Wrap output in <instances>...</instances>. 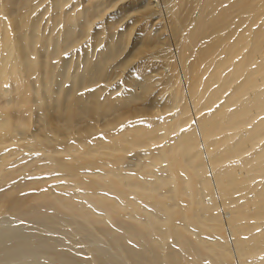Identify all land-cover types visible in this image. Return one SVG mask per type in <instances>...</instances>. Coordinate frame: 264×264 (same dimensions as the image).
I'll return each mask as SVG.
<instances>
[{
  "label": "bare ground",
  "instance_id": "obj_1",
  "mask_svg": "<svg viewBox=\"0 0 264 264\" xmlns=\"http://www.w3.org/2000/svg\"><path fill=\"white\" fill-rule=\"evenodd\" d=\"M158 2L0 0V262L264 264V0Z\"/></svg>",
  "mask_w": 264,
  "mask_h": 264
},
{
  "label": "rangeland",
  "instance_id": "obj_2",
  "mask_svg": "<svg viewBox=\"0 0 264 264\" xmlns=\"http://www.w3.org/2000/svg\"><path fill=\"white\" fill-rule=\"evenodd\" d=\"M119 5L123 6V3H120ZM155 10L156 11L158 10L160 12V17H159L160 18V23H159V26L158 27H161L162 26V29L164 27L165 33L163 32V35L165 34L164 36L167 38V41L170 43V41H171V38H170L171 37V34H169L170 33V30H169V26H168V22H167V16H166V11H165L166 9L164 8V5H163L162 0H159V2H158V8L157 9L155 8ZM141 21L143 22V24L142 23L140 24L141 26L144 25V24L146 25V23H144L145 20L144 21L141 20ZM140 25H139V27H140ZM141 104H143V103H139L137 105L139 106ZM0 264H36V263H34L32 261H19L17 259H14V260L0 262Z\"/></svg>",
  "mask_w": 264,
  "mask_h": 264
}]
</instances>
